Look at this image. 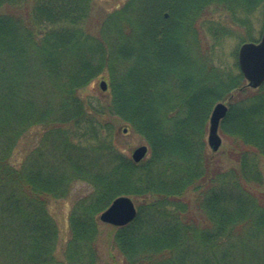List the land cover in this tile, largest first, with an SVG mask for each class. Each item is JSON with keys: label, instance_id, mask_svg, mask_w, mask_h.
I'll return each mask as SVG.
<instances>
[{"label": "trees", "instance_id": "16d2710c", "mask_svg": "<svg viewBox=\"0 0 264 264\" xmlns=\"http://www.w3.org/2000/svg\"><path fill=\"white\" fill-rule=\"evenodd\" d=\"M25 1L0 0V264H98V215L121 195L136 204L115 227L122 264H264V201L252 189L263 182L264 83L244 88L237 63L214 61L232 33L208 17L227 13L256 42L250 17L264 0H128L99 38L85 28L92 0H32L27 21L13 13ZM105 70L104 96H83ZM228 99L219 132L239 151L224 166L204 136ZM121 126L144 139L145 159L118 148ZM78 182L90 192L61 243L47 203Z\"/></svg>", "mask_w": 264, "mask_h": 264}, {"label": "rangeland", "instance_id": "374dc122", "mask_svg": "<svg viewBox=\"0 0 264 264\" xmlns=\"http://www.w3.org/2000/svg\"><path fill=\"white\" fill-rule=\"evenodd\" d=\"M127 1L128 0H92L91 10L85 21V28L87 29L86 32H88V34L94 37L99 38L101 27L103 26L104 22L107 20V16L110 13L114 12L115 10H118L125 3H127ZM31 8H32V0H26L23 4L19 6L18 9H15L13 13L21 15V17H24V20L27 21V18H30L29 15L31 13ZM208 17L209 19L218 20L220 25L223 26V28L229 27V32L232 33L230 36L227 35L221 40L220 47L215 48L214 61L216 58H223L225 63L228 65H233L234 63H237V51L239 46L242 43H244L241 40L245 38V35L247 34L246 33L247 30L235 26L229 15L225 12L210 13ZM250 21H251L250 23L251 32L249 31L248 35L253 36L257 42L260 39L263 30L264 13L263 16L260 15V12L254 13L250 17ZM28 25H31V21L28 22ZM199 34H200L199 42L201 44L202 50L208 49L207 47H210V45L213 44V42H215L208 34H206L204 29L201 28L199 30ZM245 42H253V41H245ZM243 80H244V84L242 87L249 88L246 86L247 81L244 78ZM101 81H106L107 83L106 91H107L109 87V83H108V73L106 70L103 71L98 77L94 78L90 82V84H88L84 89H82L81 94L83 96H87V97L89 96L90 98H99L104 96L105 91H102L100 88ZM238 92L239 90L233 91L232 94L230 95V99L236 97ZM228 102L229 99L223 103L227 104ZM122 128L125 129L124 127L121 126V129ZM123 129H122V133H124L125 135L117 140L116 145H118V148L128 158H130L131 152L134 148L140 145H145L148 147V145L146 144V142L142 137H140L133 131L123 132ZM207 129L208 127L206 128V133L204 136L205 142H206ZM37 134L38 131L31 130L25 137H21V140H19V143L16 146L18 149L16 150L17 152L15 153L14 156L15 160L17 159L19 160L21 154L23 156L25 152L23 149L24 146L32 142ZM218 134L221 139V144L219 149L215 153L211 152L213 162H215V164H220V165L223 164L224 166H228L235 158V155H237V151H239V148L237 149L236 147L237 144L233 140H231V138L220 133L219 131ZM147 155L148 152L145 158L147 157ZM260 169L262 172L263 182L259 186H252V189L254 188V192L260 197L262 201H264V161H262L260 165ZM89 192H90V188L86 183L78 182L74 184V186H72L66 198L53 199L48 201L47 212L57 225L58 236L61 243L67 241L70 236L69 219H70L73 203L76 202L78 199L86 196ZM134 205L136 207L135 202ZM98 233L99 234H98L97 244L100 255L98 264H122L119 255L112 246L115 227L100 222V224L98 225Z\"/></svg>", "mask_w": 264, "mask_h": 264}, {"label": "water", "instance_id": "95a60500", "mask_svg": "<svg viewBox=\"0 0 264 264\" xmlns=\"http://www.w3.org/2000/svg\"><path fill=\"white\" fill-rule=\"evenodd\" d=\"M237 65L246 86L256 89L264 83V25L260 39L257 42H244L237 51ZM101 90H106V82H100ZM227 105L216 103L210 113L206 143L209 150L215 153L221 144L218 134L220 121L225 117ZM126 132V129H123ZM148 148L140 145L134 148L130 158L134 163L140 162L147 154ZM136 217V208L132 199L128 196H118L112 200L109 206L103 210L98 219L103 224L114 227H122L132 222Z\"/></svg>", "mask_w": 264, "mask_h": 264}]
</instances>
